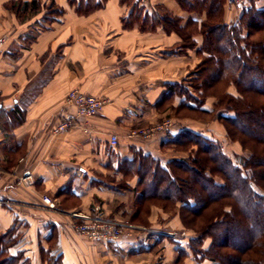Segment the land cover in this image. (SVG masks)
Instances as JSON below:
<instances>
[{
    "label": "crops",
    "instance_id": "crops-1",
    "mask_svg": "<svg viewBox=\"0 0 264 264\" xmlns=\"http://www.w3.org/2000/svg\"><path fill=\"white\" fill-rule=\"evenodd\" d=\"M13 1L19 0H0V38L6 40L0 53V237L12 233L7 253L18 264H197L190 233L180 239L89 241L71 228L70 213L101 205L110 216H131L141 194L140 174L131 164L135 153L151 154L163 165L187 157L165 144L182 129L196 131L182 123L150 138L129 133L175 110L186 89L196 95L190 84L201 59L203 24L236 23L243 8L227 0H152L153 12L178 19L179 29L162 23L141 29L144 15L124 26L135 0H105L89 14L78 13L69 0H38L39 10L22 16L9 6ZM49 2L65 11L45 18ZM255 3L264 8V0ZM180 29L193 44L182 46ZM72 88L110 101L97 115L54 135ZM113 133L119 135L116 146L110 144ZM27 171L31 184L21 180ZM44 195L56 208L48 207ZM140 212L147 223L183 226L177 210L156 203ZM209 244L207 239L204 246Z\"/></svg>",
    "mask_w": 264,
    "mask_h": 264
},
{
    "label": "trees",
    "instance_id": "trees-1",
    "mask_svg": "<svg viewBox=\"0 0 264 264\" xmlns=\"http://www.w3.org/2000/svg\"><path fill=\"white\" fill-rule=\"evenodd\" d=\"M104 2L69 0L80 14L91 13ZM53 5V14H46L45 18L65 11ZM9 6L22 16L29 9L39 10L40 1L19 0ZM144 9L136 3L129 17L131 22L124 18V26H131L134 19L144 15L139 22L141 29H154L159 23L167 29H179L178 19L158 11L150 14ZM180 32L183 34V30ZM202 33L203 57L195 70L196 80L190 84L197 94L190 95L186 89L185 99L175 110L185 107L210 114L218 107L224 108L219 120L230 138L238 140L249 152L234 160L213 139L191 129H182L165 142L176 150H191L187 157L174 158L163 165L151 154L137 151L131 164L136 163L140 174V206L130 217L139 220L140 209L152 203L165 210H177L183 225L196 231L188 245L197 264H264V8H258L255 0H248L236 23L206 21ZM183 39V47L193 44L188 35L183 34ZM200 77L205 79L199 81ZM216 84L224 85L223 96L214 108L206 109L203 103L209 94L217 95L209 91ZM230 84L236 87L238 96L227 93ZM207 239L210 244L205 247ZM0 240L4 244L0 248V264H18L17 258L7 253L13 242L12 233L2 235ZM53 264H59L57 259Z\"/></svg>",
    "mask_w": 264,
    "mask_h": 264
},
{
    "label": "built area",
    "instance_id": "built-area-1",
    "mask_svg": "<svg viewBox=\"0 0 264 264\" xmlns=\"http://www.w3.org/2000/svg\"><path fill=\"white\" fill-rule=\"evenodd\" d=\"M147 4L149 0H135ZM248 0H227L230 5L242 7ZM6 40L0 38V53L5 46ZM110 100L106 97L89 94L79 88H72L65 97V113L51 132L56 135L65 132L80 124L83 118L97 115ZM174 125L172 118L166 119L161 123L146 127L134 128L130 131V136H141L150 138L158 132L171 129ZM110 144H119V135L111 134ZM21 180L31 184L34 181L33 175L27 171L21 176ZM43 201L49 208H56V201L47 195L43 196ZM72 222L71 228L89 241H110L118 240L122 237H136L139 240L150 241L160 235L176 236V231L165 232L160 228L146 227L135 224L130 216H110L101 205H95L93 211L75 210L70 213Z\"/></svg>",
    "mask_w": 264,
    "mask_h": 264
},
{
    "label": "rangeland",
    "instance_id": "rangeland-1",
    "mask_svg": "<svg viewBox=\"0 0 264 264\" xmlns=\"http://www.w3.org/2000/svg\"><path fill=\"white\" fill-rule=\"evenodd\" d=\"M136 3H138L139 5H142L143 7L144 6L149 7L148 10H152V8H153L152 0H149L147 4H143L140 2H136ZM53 6H54L53 3H50V2L46 5H44V8L46 9L45 14H51L52 15L53 14L52 13L53 12V9H52ZM47 10H49V11H47ZM137 19L139 20V18H137ZM245 32H246V29L243 28V33H245ZM202 57H203V54H201V57H199V58H201L200 62L202 61ZM196 69H198V68H196ZM195 73L196 72H194V74ZM203 78L204 77H200L198 79L200 81ZM195 80H196V78H195ZM192 89H194V88L192 87ZM223 89H225V87L222 84H216L212 90L209 89L210 92L214 91L217 93V95L216 94H209L207 96L205 102L203 103V106L206 104L207 106H210V108H214L215 103H217V101H218V98L220 96H223V93H222ZM192 91L194 92V90H192ZM227 93L233 94L234 96L239 95L238 91L236 90V87L233 84H230L227 87ZM197 102L200 105L199 100H197ZM225 111L226 110L224 108L218 107L217 110L215 109L212 113L204 114L202 112L190 111L189 109L184 107L180 111H177L180 113V115H182V116H178V115H175L177 112L173 108L172 111L168 112L159 121L153 122L149 126H151L153 124L161 123L166 119L172 118L174 121V125L167 132L171 131L174 128V126H176V124L179 125L180 123H182L181 124L182 126L191 127L193 129H195L196 131L201 132L204 135L208 136L209 138L213 139L215 143H217L221 146L222 151L225 154L229 155L234 160H237L238 156L247 155V153L249 152V149H246V148L244 149L242 144L238 140L232 139L228 135L225 125L218 118L219 112H225ZM170 148H175V147L170 146ZM192 150H193V147H192ZM185 151L189 153L191 150L190 151L185 150ZM216 179L218 181L222 182V179L220 177L217 176ZM145 208H149V204H146ZM143 214L144 213H141L139 215V220L133 221V222L135 224H138L141 226L160 228L165 232L177 231V235L175 236V237H177V239L183 238V237H185V234H189V233L192 234L193 236L196 235V231L193 228H188V227H185L184 225L182 226V228H176V227L173 228V227H167V226L165 227L166 224H161V226H159L157 224H153L150 222L147 223L142 219V217H144ZM121 216H125V215H121Z\"/></svg>",
    "mask_w": 264,
    "mask_h": 264
}]
</instances>
